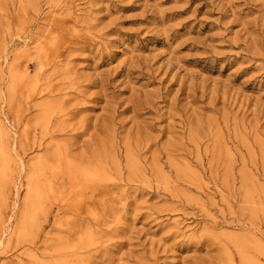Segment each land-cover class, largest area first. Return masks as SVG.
<instances>
[{"label":"rangeland","instance_id":"374dc122","mask_svg":"<svg viewBox=\"0 0 264 264\" xmlns=\"http://www.w3.org/2000/svg\"><path fill=\"white\" fill-rule=\"evenodd\" d=\"M68 261L264 264V0H0V264Z\"/></svg>","mask_w":264,"mask_h":264},{"label":"bare ground","instance_id":"6f19581e","mask_svg":"<svg viewBox=\"0 0 264 264\" xmlns=\"http://www.w3.org/2000/svg\"><path fill=\"white\" fill-rule=\"evenodd\" d=\"M65 131V130H64ZM63 131V132H64ZM33 131L27 130L25 133L26 141H24L22 145V149L26 152L31 151L33 149H41L43 144V139H34L31 142V136ZM56 152H52L49 154L53 160H48L47 157L44 159H37L34 162L33 166H26L24 164L18 166V168H22L27 174V176L36 175L35 179H31L28 181L27 186L29 185L35 189V191H40L42 189L49 190H62L63 192H93L95 194L99 187H104L100 181H93L90 178H84L85 173L88 171L87 166L84 164L77 162L76 160H72L68 156V149L65 146L59 147ZM58 163V168L54 166L52 163L56 161ZM49 170V172H47ZM52 173H51V172ZM84 176V177H83ZM82 177V178H81ZM106 175L103 176V179H106ZM26 186L25 184L22 187ZM99 191V190H98ZM32 197L36 196L35 192H33ZM38 203L37 201H34ZM62 209L72 210L73 205H66L65 203L61 204ZM70 249V248H69ZM60 258H68L66 251L59 252L55 259ZM70 264L72 262L68 261Z\"/></svg>","mask_w":264,"mask_h":264}]
</instances>
